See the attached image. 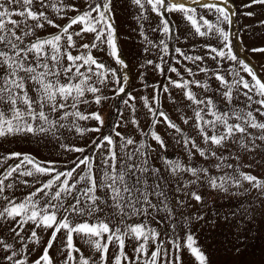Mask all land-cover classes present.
<instances>
[{
	"label": "snow or ice",
	"instance_id": "6c2138e0",
	"mask_svg": "<svg viewBox=\"0 0 264 264\" xmlns=\"http://www.w3.org/2000/svg\"><path fill=\"white\" fill-rule=\"evenodd\" d=\"M258 236L264 0H0V264H217Z\"/></svg>",
	"mask_w": 264,
	"mask_h": 264
},
{
	"label": "rangeland",
	"instance_id": "374dc122",
	"mask_svg": "<svg viewBox=\"0 0 264 264\" xmlns=\"http://www.w3.org/2000/svg\"><path fill=\"white\" fill-rule=\"evenodd\" d=\"M237 5H239V0H236ZM235 27V26H234ZM234 44L237 45L236 50L240 52L239 49V41L234 38ZM241 55H244L243 52H240ZM255 59V57H251ZM163 79L162 77H160ZM150 80V79H149ZM264 247V237H259L255 240L249 242L247 247L242 250V253L239 256H236L230 252H225L223 249L218 251L215 256L214 260L217 264H236L237 261L240 264H247V261L251 259H259L261 248Z\"/></svg>",
	"mask_w": 264,
	"mask_h": 264
},
{
	"label": "crops",
	"instance_id": "0c3cea01",
	"mask_svg": "<svg viewBox=\"0 0 264 264\" xmlns=\"http://www.w3.org/2000/svg\"><path fill=\"white\" fill-rule=\"evenodd\" d=\"M146 75L149 76V79H150V81H151V75H150V74H147V73H146ZM156 75L158 76V74H156Z\"/></svg>",
	"mask_w": 264,
	"mask_h": 264
}]
</instances>
